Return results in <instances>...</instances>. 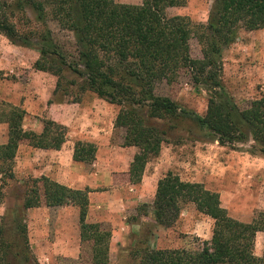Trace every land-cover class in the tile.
<instances>
[{
    "label": "trees",
    "instance_id": "obj_1",
    "mask_svg": "<svg viewBox=\"0 0 264 264\" xmlns=\"http://www.w3.org/2000/svg\"><path fill=\"white\" fill-rule=\"evenodd\" d=\"M183 3L184 0H140L139 5L114 0H0V35L14 46L38 53L31 68L56 78L52 94L58 91L59 80L67 71L80 80L79 84L72 80L69 85L76 86L81 96L88 92L118 107L113 129L122 130L120 146L136 149L127 171L132 185L140 182L145 165L158 155L163 143L159 130L146 126L145 119L185 121L219 146L233 150L251 142L250 153L264 156V91L241 108L224 92L220 80L221 54L234 42L237 30L264 28V0H212L205 24L192 26L185 17L166 15L167 8ZM27 12L45 29L18 32L12 19L19 16L25 23ZM48 22L72 35L74 55L66 56L52 42ZM191 34L200 46L198 59L189 53ZM180 71H186L193 86L207 95L202 116L154 93L157 84L172 83ZM23 116L19 107L0 103V124L6 125V142L0 145V172L5 174L19 144L58 150L64 143V127L43 120L41 132L36 134L21 128ZM94 152L93 144L76 141L72 160L91 163ZM187 203L212 221L209 240L199 241L191 249H140L138 264H264V249L258 257L253 254L255 234L264 232V212L249 222L237 221L220 206L217 193L166 172L156 182L150 206L152 222L169 228ZM42 204L77 207L79 241L90 242L92 264H107L109 233L100 230L99 224L85 222V190H71L39 177L32 180L22 208ZM21 228L24 230L23 225Z\"/></svg>",
    "mask_w": 264,
    "mask_h": 264
},
{
    "label": "rangeland",
    "instance_id": "obj_2",
    "mask_svg": "<svg viewBox=\"0 0 264 264\" xmlns=\"http://www.w3.org/2000/svg\"><path fill=\"white\" fill-rule=\"evenodd\" d=\"M114 2L126 5L140 4V0ZM211 2L212 0H184L182 6L167 8L165 12L167 16L185 17L191 26L204 25ZM26 19L25 23L24 20H19V16L12 19L18 32L25 29L38 32L45 29L34 21L30 12L26 13ZM46 28L50 32L52 42L63 49L66 56L74 55L73 38L70 33L60 31L49 22ZM188 44L190 56L194 59L200 58V46L194 34H191ZM5 46L28 49L14 46L0 35V53L5 50ZM15 52L8 53L17 57L18 53ZM19 57L24 59L26 56L23 54ZM19 69L22 72L19 77L25 79L27 69L23 66ZM12 80H17L13 74L0 71L2 83L0 92H4V81ZM54 80L56 81L55 77ZM72 80L80 83L74 75L67 71L63 72L59 80V89L51 100L72 103L75 100L80 102L84 95L94 96L88 92L81 96L76 86L69 85ZM220 80L224 92L241 108L264 91V28L254 31L242 28L237 30L234 42L221 54ZM154 93L169 98L179 107L197 115L202 116L205 113L207 95L201 88L193 86L186 71H180L170 84L165 82L157 84ZM113 110L117 112L118 107L113 105ZM141 112L143 113L144 109ZM144 121L146 126L159 130L163 137L158 155L146 166L145 174L149 176L146 185L149 203L153 199L154 182L166 172H171L181 181L199 183L204 189L217 193L220 206L225 209L228 216L237 221L249 222L257 213L264 212V156L250 153L251 142L237 145L232 150L219 146L209 136L185 121L161 122L147 119ZM110 140L112 145L120 146L122 130L114 129ZM22 144L26 145L25 142ZM27 168V165L23 167L18 164L17 158H13L6 174L0 172V208L3 209V214L0 215V264H50L48 259L44 260L35 253L32 246L33 236L28 232L21 210L23 198L34 179L28 175ZM150 205L137 206L135 212L128 216L129 223L138 221L140 215L150 216ZM18 219L21 221L18 222ZM135 224L137 227L131 233L125 249L109 248L108 239L107 264H138L137 251L143 248L191 249L196 247L199 241L209 240L212 227V221L198 213L190 203L182 205L176 221L169 228L156 226L145 218ZM22 225L24 230L21 228ZM100 230L109 233L105 226H100ZM70 240L78 249L76 257H56L51 264H92L90 242H80L79 239L75 241L71 238ZM263 249L264 232H257L254 237L253 254L258 257Z\"/></svg>",
    "mask_w": 264,
    "mask_h": 264
},
{
    "label": "crops",
    "instance_id": "obj_3",
    "mask_svg": "<svg viewBox=\"0 0 264 264\" xmlns=\"http://www.w3.org/2000/svg\"><path fill=\"white\" fill-rule=\"evenodd\" d=\"M15 49L17 57L8 53L15 52ZM1 52L0 71L13 74L17 80L4 81L0 102L19 107L24 112L21 128L39 134L43 120H50L65 128L64 143L58 150L19 144L14 158L23 167L27 165L31 178L45 177L71 190H85V222L107 227L110 233L109 248L125 249L131 233L137 227L135 223L143 221V218L152 221L150 213V216L140 215L138 221L132 223H129L128 216L135 212L137 206L152 202H148L146 191L148 163L140 182L129 184L127 171L136 149L110 143L116 114L113 105L90 95H84L77 103L52 101L56 82L54 77L31 69L37 59L36 52L9 46H5ZM23 54L26 56L24 59L19 57ZM22 66L28 71L25 72V79L19 77L22 74L19 68ZM0 131V145H3L6 142L5 124H0ZM76 141L94 145L91 163L72 160ZM156 182L152 187L153 195ZM21 210L28 232L33 236L32 246L37 255L48 259L50 264L56 257H76L78 249L70 238L75 241L79 239L77 207L71 204L46 207L42 204L36 208L23 209L21 205ZM2 214L3 209L0 208Z\"/></svg>",
    "mask_w": 264,
    "mask_h": 264
}]
</instances>
